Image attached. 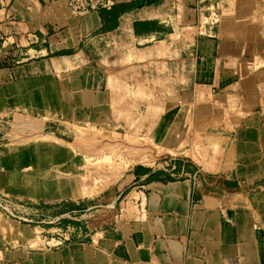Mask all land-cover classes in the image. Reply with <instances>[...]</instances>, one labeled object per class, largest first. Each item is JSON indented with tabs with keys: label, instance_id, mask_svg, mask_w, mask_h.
Here are the masks:
<instances>
[{
	"label": "crops",
	"instance_id": "crops-1",
	"mask_svg": "<svg viewBox=\"0 0 264 264\" xmlns=\"http://www.w3.org/2000/svg\"><path fill=\"white\" fill-rule=\"evenodd\" d=\"M107 1L0 0L4 102L94 109L123 169L95 212L0 215V264H264V0H219L210 35L208 0ZM59 227L58 246L22 237Z\"/></svg>",
	"mask_w": 264,
	"mask_h": 264
},
{
	"label": "rangeland",
	"instance_id": "rangeland-1",
	"mask_svg": "<svg viewBox=\"0 0 264 264\" xmlns=\"http://www.w3.org/2000/svg\"><path fill=\"white\" fill-rule=\"evenodd\" d=\"M32 75L35 78V73ZM3 94L0 90V215L7 214L8 209L34 224L47 225L59 212L62 216L95 212L87 208L90 187L100 190V174H114L116 178L123 172L121 166H112L114 141L102 144L95 110L90 109L81 119L79 108L56 106L55 111L48 112L47 106L6 104ZM25 97L35 99V90ZM105 145L107 152H102ZM3 224L0 218V226ZM59 228L62 230H23L22 237L31 250L45 237L54 247L67 238Z\"/></svg>",
	"mask_w": 264,
	"mask_h": 264
},
{
	"label": "built area",
	"instance_id": "built-area-1",
	"mask_svg": "<svg viewBox=\"0 0 264 264\" xmlns=\"http://www.w3.org/2000/svg\"><path fill=\"white\" fill-rule=\"evenodd\" d=\"M205 1V0H201ZM209 4H207L204 9L201 8L200 12V20L197 24V32L199 34H211L212 28L220 21V6L219 0H208ZM112 5V1L108 0L105 4L106 7ZM68 7L73 13H83L87 8L86 0H68ZM7 209V208H6ZM12 218H16L22 221L32 222L30 219H26L23 216L18 215L17 212L10 211L7 209L6 212Z\"/></svg>",
	"mask_w": 264,
	"mask_h": 264
}]
</instances>
